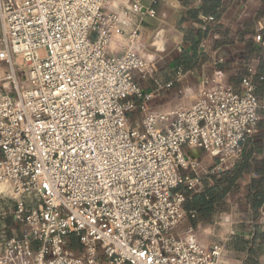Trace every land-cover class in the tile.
Wrapping results in <instances>:
<instances>
[{
  "label": "built area",
  "instance_id": "2783aa9c",
  "mask_svg": "<svg viewBox=\"0 0 264 264\" xmlns=\"http://www.w3.org/2000/svg\"><path fill=\"white\" fill-rule=\"evenodd\" d=\"M112 1L0 0V187L21 227L0 236V264H226L225 244L172 232L186 194L234 168L256 133L254 68L238 89L216 72L188 107L130 120L154 97L138 82L154 60L117 55V44L132 15L142 24L153 10L122 0L131 12L120 14ZM261 32L253 42L264 51ZM138 37L128 34L130 47ZM190 149L213 167L197 171Z\"/></svg>",
  "mask_w": 264,
  "mask_h": 264
},
{
  "label": "trees",
  "instance_id": "16d2710c",
  "mask_svg": "<svg viewBox=\"0 0 264 264\" xmlns=\"http://www.w3.org/2000/svg\"><path fill=\"white\" fill-rule=\"evenodd\" d=\"M248 0H201L199 8L185 10L181 17V24L185 30V37L181 44L182 54L176 55L172 66L174 69H182L184 72L192 70L198 57V50L207 38L218 35L219 39L215 43L218 52L209 61L222 59V63L216 66V69L224 75V81L232 89H238L243 78L246 76L247 68L251 65V59L245 55L237 62L228 61L227 57L220 56L221 50L233 43L227 39V32L220 25L221 20L236 21L237 16L244 12V6ZM261 5L256 16L245 18L239 21L238 37L242 39L249 35L245 30L255 21L264 16V0H260ZM212 18V22L203 21L202 18ZM246 51L252 52L255 47L259 48L253 41L244 44ZM207 60L204 57V61ZM252 82L255 88V96L261 102L258 115L259 123L255 135L247 141L242 154L240 163L232 170L226 171L220 175H213L202 179V190L199 193L186 194V200L183 204V210L186 213V219L190 227H195L197 222H210L215 214L221 211L225 204V198L231 194L244 179V176L253 174L250 179L247 194L243 201L244 214L257 216L264 204V161L255 164L256 157L264 151V65L254 69ZM194 214L195 218L191 215ZM70 250L79 248L77 240L70 236L67 240Z\"/></svg>",
  "mask_w": 264,
  "mask_h": 264
},
{
  "label": "rangeland",
  "instance_id": "374dc122",
  "mask_svg": "<svg viewBox=\"0 0 264 264\" xmlns=\"http://www.w3.org/2000/svg\"><path fill=\"white\" fill-rule=\"evenodd\" d=\"M142 4H151L153 15L147 17L144 20V23L140 24L136 15H132V21L134 23V27L132 31L126 32L124 37H128V34L138 29L141 30V27H148L151 37L155 33V30H159L162 28L159 24H168L171 23V16L163 18L161 15V11L164 6L168 5L170 2H175L177 0H140ZM201 0H187V2L191 5L200 2ZM118 5H122L123 8H120L117 12L120 14L131 12L130 5L122 4V0H113ZM140 28V29H139ZM141 32H139L140 35ZM160 42V41H159ZM154 41V45L152 46V39L148 40L144 46H141V50L138 53L141 55L146 61V55H152V60H154L153 66L155 69V73L152 75V78L147 77L146 80H139L140 87L143 91L153 93L154 97L150 99L148 102L144 104V110L141 109L135 110L130 114V120H138L142 116L148 113H164V114H172L176 110L180 108L188 107L191 101L194 99L196 94L206 89L207 86L202 85V77L211 78L215 72H219L216 69V66L221 62L219 61H209L207 54L204 53L202 47L200 46L198 50L197 63L192 70L184 72L182 69H174L172 66V62L176 55H180L183 52L179 51V46H175V42H171L169 47L166 50H163V46L161 43ZM135 52V51H133ZM40 57L44 56L43 51L40 53ZM204 57L207 60L204 61ZM17 64L21 65L22 61L17 59ZM1 66V65H0ZM180 70V71H179ZM171 82L172 85L169 88H165L167 83ZM200 156V155H199ZM213 165V162L206 157H202L199 161L197 171L208 170ZM241 193H237L235 197H238ZM0 201L5 202L9 205V210H12L13 203L8 200L7 191L0 187ZM235 213H240L243 211V206L240 203L232 207ZM239 221V222H238ZM246 218L241 216L238 217L235 223H237L238 232L234 236H231L228 240H224V236L219 233V224L221 221H217V223L210 229L207 226H198L197 224L193 227L194 235L198 241V243H203L204 245H213V244H225L229 248V252L231 254L229 257H242L239 255L240 253L247 251L249 252V260H253L256 258L255 253L253 252L255 248H252L257 241V235L249 234L244 230V226H246ZM190 227L188 220L186 217L181 221V223L176 227V229L172 232V235L175 237L182 236L185 231ZM21 227L18 224L11 225V236H18L20 233ZM208 246V247H209ZM75 254H79L81 249H75ZM253 252V254H252Z\"/></svg>",
  "mask_w": 264,
  "mask_h": 264
},
{
  "label": "crops",
  "instance_id": "0c3cea01",
  "mask_svg": "<svg viewBox=\"0 0 264 264\" xmlns=\"http://www.w3.org/2000/svg\"><path fill=\"white\" fill-rule=\"evenodd\" d=\"M116 4V2H114ZM119 3L117 8H115V11H118L120 8H123L122 5ZM122 4H124L122 2ZM145 7L152 8L151 4H143ZM261 2L260 0H248L246 5L244 6V12L241 16H237L235 19L236 21H229V20H221L220 25L223 26L224 30L227 32L228 37L227 39H231L233 43L229 46H226L223 50H221L220 56H225L227 57L228 61H239L247 52V55L251 59V66L256 69L260 65H264V53L260 51L257 47H255V50L252 52L246 51L244 44L248 41H253V36L254 34L262 29V34L264 35V16L260 18L259 20L255 21L252 25H250L248 28H246L245 32L249 33L246 37H243L240 39L238 37L239 34V21H242L245 18H254L259 11ZM200 2H197L193 5L189 4L187 0H177L175 2H170L168 5L164 6L163 10L161 11V15L163 18H166L168 16H171V23L168 24H159L162 26L161 29L155 30L153 33V37H151V33L148 27H141V30H138L140 33L137 41L139 45H133L132 47L129 46L127 42V37H123L119 39V43L117 44V49L116 53L117 55L121 54V51L123 49L129 48L130 50H133L135 52H138L141 50V46H144L150 38L152 39V46L154 45V41H157L162 44L163 50H166V48L169 47L171 42H175V46H180L184 40L185 37V30L183 25L181 24V17L184 13L185 10L191 9V8H199ZM144 23V22H143ZM134 27L133 21L130 23L128 28L126 29L127 32L132 31V28ZM140 29V28H139ZM219 39L218 35L211 36L205 40L202 44L205 46V50L203 51L204 53L207 54V57L209 59H213V57L216 55L218 52V49L215 48V43ZM201 44V45H202ZM215 61H219L222 63V59H214ZM216 73V72H215ZM264 97V94H263ZM258 104L261 105V102L258 100ZM255 135V134H254ZM245 146L243 147L244 151ZM206 157L205 154L200 151V156L197 160H201L202 157ZM208 158V157H206ZM196 160V159H195ZM211 160V159H210ZM214 165V161L211 160ZM264 161V151L259 154L256 157V161L253 163V168L255 167V164L260 163ZM240 163V162H239ZM238 163V164H239ZM237 164V165H238ZM213 165L208 168L210 170ZM236 165V166H237ZM235 166V167H236ZM234 167V168H235ZM232 168V169H234ZM232 169H227L226 171H230ZM223 172V173H224ZM222 174V173H221ZM218 176V175H217ZM253 176V174H249L247 176H244V179L241 181L239 186L225 198V204L222 206L221 211L217 212L213 219L210 222H197L196 224L198 226H207L208 228H212L217 221H221L219 224V233H221L222 236H224V240H228L231 238V236H234L238 232V227L236 220L238 219L239 216L246 218V226H244V230L248 232L249 234H255L257 235V241L255 242L256 244L252 246L254 249V253L256 255V258L253 260H249V252L244 251L240 253L242 257H228L226 260V264H264V209L261 208L260 212L257 216H252L250 213L249 214H244V212L240 213H235L232 207L237 205V203L242 204L243 206V201L244 198L247 194V187L249 185L250 179ZM212 177V176H209ZM206 177V178H209ZM201 190H202V185H201ZM264 192V189H263ZM237 193H241L238 197H235ZM264 207V204H263ZM9 205L5 202L0 201V236H11V225L16 224L12 217H11V212L12 210H9ZM13 209V208H12ZM239 222V221H238ZM201 223L202 225H199ZM193 228V227H192ZM203 246L208 247L209 245H204L203 243H200ZM252 252V254H253ZM231 252H229V255Z\"/></svg>",
  "mask_w": 264,
  "mask_h": 264
},
{
  "label": "bare ground",
  "instance_id": "6f19581e",
  "mask_svg": "<svg viewBox=\"0 0 264 264\" xmlns=\"http://www.w3.org/2000/svg\"><path fill=\"white\" fill-rule=\"evenodd\" d=\"M117 6L113 1L110 5V8L113 9V7ZM147 60H152V55H146ZM200 155V151L198 149H190L186 152L185 158L188 160L195 161V159H198Z\"/></svg>",
  "mask_w": 264,
  "mask_h": 264
}]
</instances>
